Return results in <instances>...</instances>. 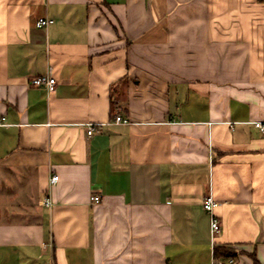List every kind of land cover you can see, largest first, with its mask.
<instances>
[{
  "label": "crops",
  "instance_id": "obj_1",
  "mask_svg": "<svg viewBox=\"0 0 264 264\" xmlns=\"http://www.w3.org/2000/svg\"><path fill=\"white\" fill-rule=\"evenodd\" d=\"M3 117L0 264H264L263 0H0Z\"/></svg>",
  "mask_w": 264,
  "mask_h": 264
},
{
  "label": "built area",
  "instance_id": "obj_2",
  "mask_svg": "<svg viewBox=\"0 0 264 264\" xmlns=\"http://www.w3.org/2000/svg\"><path fill=\"white\" fill-rule=\"evenodd\" d=\"M54 23L53 19L50 18H40L36 25L39 28H45L49 26L50 24ZM30 83L35 86L39 87H46L49 90H53L57 84V80L55 77H52L49 74L45 75H39L30 80ZM5 118L0 119V124L3 123ZM116 123H123V124H131L132 121L128 118H123L121 115H117L115 118ZM254 126L259 129L261 132H264V120H256L253 121ZM88 134L92 135V133L95 130L96 124L95 123H88L87 125ZM59 181V175H53L50 179L51 184H55ZM92 200L96 203L100 202L99 196H94ZM43 204L47 207H51L53 205V200L50 196L46 197L43 200ZM217 205L216 200L214 199L212 194H209L204 197L203 200V207L205 210L210 214L211 216V229L213 236L219 233L222 230V225L220 219L215 214V207ZM235 258L233 257H227V258H221V259H214L213 264H234Z\"/></svg>",
  "mask_w": 264,
  "mask_h": 264
},
{
  "label": "trees",
  "instance_id": "obj_3",
  "mask_svg": "<svg viewBox=\"0 0 264 264\" xmlns=\"http://www.w3.org/2000/svg\"><path fill=\"white\" fill-rule=\"evenodd\" d=\"M236 256H237L236 252H234L231 249H227V248H222V249L220 248V249H217L215 252L216 259L227 258V257L236 258ZM255 261H256V259H255ZM256 263H258V262H256Z\"/></svg>",
  "mask_w": 264,
  "mask_h": 264
}]
</instances>
